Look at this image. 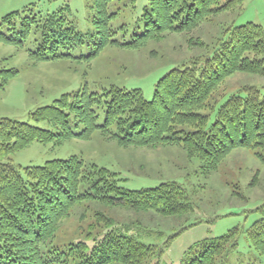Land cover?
Segmentation results:
<instances>
[{"label":"trees","instance_id":"1","mask_svg":"<svg viewBox=\"0 0 264 264\" xmlns=\"http://www.w3.org/2000/svg\"><path fill=\"white\" fill-rule=\"evenodd\" d=\"M121 1L93 0L95 30L90 34L79 31L69 18L70 5L44 13L36 11V3L30 4L0 19V42L26 49L34 65L71 60L91 68L109 47L143 50L172 34L192 35L203 22L243 4V0H148L137 27L129 33L125 24L113 26L122 8L111 9ZM129 1L135 8L137 0ZM195 39L186 41L190 46L204 45ZM211 46L204 60L193 57L161 77L152 100L141 88L113 84L92 92L84 83L32 111V122L0 118V264H147L160 258L182 231L161 247L146 244L117 232V222L101 208L153 211L168 218L196 212L188 191L175 180L154 188H126L118 173L78 155L41 166L2 161L33 142L59 147L73 139L89 141L97 133L121 148L180 146L189 159L201 162L204 175L216 172L237 148L253 150L264 164V93L244 85L223 103L210 101L237 72L264 76V28L253 22L230 25ZM18 74L16 66L0 65V89ZM41 122L47 126H39ZM83 206L91 207L98 221L89 226L90 231L98 227L105 231L97 238L88 233L92 245L79 240L58 246L55 239L62 221ZM240 233L235 227L196 243L189 250L194 256L184 264H223L221 259L238 247ZM246 233L250 246L264 254V217Z\"/></svg>","mask_w":264,"mask_h":264},{"label":"rangeland","instance_id":"2","mask_svg":"<svg viewBox=\"0 0 264 264\" xmlns=\"http://www.w3.org/2000/svg\"><path fill=\"white\" fill-rule=\"evenodd\" d=\"M35 3L36 11L44 13L70 5L68 16L77 29L87 34L95 30L93 0H0V19ZM147 4L148 0H137L136 7L132 8L129 0H122L111 9L122 8L113 20V26L119 28L125 24L129 33L134 32L137 19ZM249 22L264 28V0H243L241 7L203 22L192 35L172 34L161 42H152L143 50L109 47L92 61L91 68L86 62L71 60L34 65L26 49L0 42V65L19 69V74L0 89V118L32 122L29 115L32 111L52 104L63 92L78 89L84 83L92 92H102L113 84L141 88L146 99L152 100L156 83L172 67L193 57L204 60L212 43L225 28ZM2 30L5 32L6 28L2 27ZM192 36L200 38L204 45H188L186 40ZM28 42L27 48L31 46ZM82 51L87 52L86 49ZM150 51H153L152 55ZM6 57L10 59L3 61ZM244 85H252L264 93V76L237 72L220 85L210 101L221 99L223 103L228 95L239 92ZM213 120L214 116L211 117ZM38 125L46 127L47 123ZM72 155L118 173L121 186L126 188H154L164 181L175 180L188 191L196 212L182 218L162 217L153 211L101 208L115 219L117 232L131 235L146 244L161 247L172 235L182 231L160 258L155 257L147 264H184L194 256L189 250L196 243L218 238L235 227L241 232L239 245L221 259L223 264H264V254L250 246L246 233L254 222L264 217V164L253 150H233L222 160L216 172L204 175L201 162L196 158L189 159L180 146L121 148L96 133L89 141L73 139L59 147L33 142L2 161L11 160L22 167L41 166L48 160L67 159ZM94 210L89 206L74 209L62 221L55 243L64 247L85 240L92 245L88 233H91L90 238H97L105 231L100 227L90 231L89 226L98 223Z\"/></svg>","mask_w":264,"mask_h":264}]
</instances>
